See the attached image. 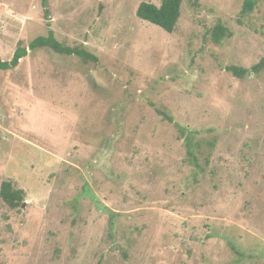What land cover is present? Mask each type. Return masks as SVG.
I'll return each mask as SVG.
<instances>
[{
	"label": "rangeland",
	"instance_id": "1",
	"mask_svg": "<svg viewBox=\"0 0 264 264\" xmlns=\"http://www.w3.org/2000/svg\"><path fill=\"white\" fill-rule=\"evenodd\" d=\"M143 1L0 0L1 60L46 21L98 57L0 69V264H264V0H183L171 33Z\"/></svg>",
	"mask_w": 264,
	"mask_h": 264
},
{
	"label": "trees",
	"instance_id": "2",
	"mask_svg": "<svg viewBox=\"0 0 264 264\" xmlns=\"http://www.w3.org/2000/svg\"><path fill=\"white\" fill-rule=\"evenodd\" d=\"M48 1L49 0H42L46 18H49ZM182 2L183 0H161L160 4L156 5L152 2L143 1L138 5L136 15L140 19L153 23L171 33L174 31L180 17ZM257 2L258 0H244L241 14L246 15L251 13L257 5ZM46 25L48 28L46 35L35 37L29 41L27 45H24L23 41H19L9 60L0 59V69H13L19 64L20 60L27 55L29 50L43 48H48L61 55H75L85 63L98 62V57L86 48L82 46H69L57 40L50 22L46 21ZM227 35H229L227 29L221 24H218L213 30L212 38L215 43H219L224 37H227ZM259 68L260 63L253 65L250 69L232 65L228 66L227 70L237 77H243L248 72H258ZM157 111L159 114L165 116L160 110ZM167 118L172 121L171 117L168 116ZM186 139L189 159L193 163H198L195 154L196 143L193 142V136L188 135ZM23 196V191L16 189L10 181L2 182L0 186V197L9 207L16 208L19 206L20 202L23 200Z\"/></svg>",
	"mask_w": 264,
	"mask_h": 264
},
{
	"label": "water",
	"instance_id": "3",
	"mask_svg": "<svg viewBox=\"0 0 264 264\" xmlns=\"http://www.w3.org/2000/svg\"><path fill=\"white\" fill-rule=\"evenodd\" d=\"M24 205V204H23Z\"/></svg>",
	"mask_w": 264,
	"mask_h": 264
}]
</instances>
